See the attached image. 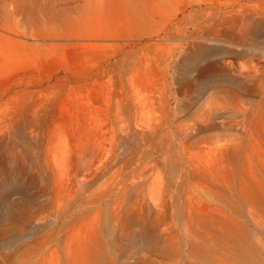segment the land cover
I'll return each instance as SVG.
<instances>
[{"label":"rangeland","instance_id":"374dc122","mask_svg":"<svg viewBox=\"0 0 264 264\" xmlns=\"http://www.w3.org/2000/svg\"><path fill=\"white\" fill-rule=\"evenodd\" d=\"M253 12L264 0H0V261L238 264L234 242L264 237Z\"/></svg>","mask_w":264,"mask_h":264},{"label":"bare ground","instance_id":"6f19581e","mask_svg":"<svg viewBox=\"0 0 264 264\" xmlns=\"http://www.w3.org/2000/svg\"><path fill=\"white\" fill-rule=\"evenodd\" d=\"M236 1V0H235ZM231 2V1H230ZM254 2V1H253ZM233 3H235V2H233ZM232 3V4H233ZM244 3H246V2H244ZM223 4V3H222ZM231 5V4H230ZM226 6H227V4H226ZM228 8V7H227ZM231 8V7H230ZM243 8H245V7H243L242 5H239L238 4V6L235 8V9H228V10H226V9H223L224 10V13H220L221 14V17H219V19H224V18H227L226 20L227 21H224L223 20V22H222V24L224 25V26H226L225 24L226 23H229V28H232L233 27V23H235L234 21H235V17L238 19V18H243V15H242V13L243 12H245L244 11V9ZM215 10V9H214ZM248 11V10H247ZM249 12V11H248ZM217 13H219V12H217ZM222 14H223V16H222ZM226 14L228 15V16H226ZM256 14H258L257 12H253V15H256ZM234 15H236V16H234ZM238 15H241V16H238ZM224 16H226V17H224ZM262 18H264V17H262V15L261 14H258V17L255 19L254 18V20L258 23V24H261V23H263L264 22V20L262 19ZM218 19V20H219ZM219 22H221V21H219ZM226 22V23H225ZM221 24V23H220ZM221 24V25H222ZM264 24V23H263ZM222 25V26H223ZM263 26V25H262ZM261 26V27H262ZM263 28H264V26H263ZM263 28H261V29H263ZM226 29V28H225ZM260 29V30H261ZM261 32V31H260ZM258 33H259V31H258ZM257 33V34H258ZM259 35V34H258ZM201 38V37H200ZM204 39V38H203ZM212 41V40H211ZM213 41L214 42H217V43H222V44H234V45H236V46H240V44H237V43H234L232 40H229V39H215V38H213ZM213 42V43H214ZM224 51V52H229V51H227L226 49H224L223 47H214V46H200L199 45V47H197V50H196V54H197V56L198 57H203V56H206V55H213V53L214 52H219V51ZM215 54V53H214ZM210 55V56H211ZM196 56V55H195ZM196 56V57H197ZM11 210V209H10ZM252 215V214H251ZM190 222H188V224H189ZM187 226H189V225H187ZM264 226V225H263ZM236 232V231H235ZM240 231H238V233H239ZM227 233V232H226ZM237 233V232H236ZM195 234V233H194ZM208 234H210V236L213 234V233H207V239L208 238H212V237H209V235ZM263 234H264V231H263ZM193 235V234H192ZM204 234L202 233V236H203ZM206 235V234H205ZM212 236H214V235H212ZM193 237H194V235H193ZM196 237V236H195ZM215 237V236H214ZM198 238H201L200 236H198ZM203 238V237H202ZM232 238V237H231ZM196 239V238H195ZM201 240V239H200ZM205 240V242L207 243L208 241L206 240V238L204 239ZM204 240H203V242H204ZM208 240H210V239H208ZM238 240V239H237ZM236 240V241H237ZM240 240V239H239ZM238 240V241H239ZM190 241V240H189ZM197 241V240H196ZM243 240H241L240 242H242ZM211 242V241H210ZM212 242H215V241H213V239H212ZM190 243V242H189ZM235 244V246H238V245H242L241 247H242V251L240 252L241 254H240V262L238 263V264H264V254H262L263 256H261V253H258V250L257 249H259L260 250V252H261V250L264 248V237L262 238V240H259V241H254V243L256 244H254V243H252L250 240H248V242H244V243H239V242H237V244H236V242H234ZM215 244V243H214ZM43 246H45L44 244H41L39 247L40 248H42ZM199 246H201L200 244H199ZM206 246V245H205ZM209 246V245H208ZM203 247V246H202ZM49 248V247H48ZM198 248V247H197ZM212 248V247H211ZM46 249H47V247H44V248H42L40 251H41V255L38 257V258H36L35 259V256L39 253V251H38V249H36V248H33L31 251H29V252H27V253H25V254H20V253H17V254H14V255H11V256H6V257H4L1 261H0V264H60V262L57 260L58 258H54L53 257V253H49V256H47V254L48 253H46L45 251H46ZM199 249V248H198ZM200 249H201V247H200ZM204 249V248H203ZM176 250V249H175ZM208 250H209V248H208ZM264 250V249H263ZM205 251V250H204ZM204 251H202L203 253H204ZM201 252V251H200ZM199 253V252H198ZM207 252H205V254H206ZM211 254V253H210ZM198 255V254H197ZM202 256V255H201ZM208 257H206V258H208V262L207 263H209V264H220V262L213 256V257H211L210 259H209V255H207ZM199 258V257H198ZM206 258H205V260H206ZM202 259H204V258H202ZM202 259L200 258V260L202 261ZM203 262H204V260H203ZM213 262V263H212ZM62 264H76L75 263V261L72 259L71 260V258H69V259H64V263H62Z\"/></svg>","mask_w":264,"mask_h":264}]
</instances>
